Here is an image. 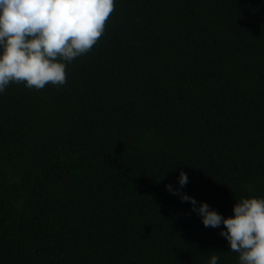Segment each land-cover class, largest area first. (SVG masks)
I'll use <instances>...</instances> for the list:
<instances>
[{
	"label": "trees",
	"instance_id": "trees-1",
	"mask_svg": "<svg viewBox=\"0 0 264 264\" xmlns=\"http://www.w3.org/2000/svg\"><path fill=\"white\" fill-rule=\"evenodd\" d=\"M181 171L264 197V0H114L65 84L0 93V264H238Z\"/></svg>",
	"mask_w": 264,
	"mask_h": 264
},
{
	"label": "clouds",
	"instance_id": "clouds-1",
	"mask_svg": "<svg viewBox=\"0 0 264 264\" xmlns=\"http://www.w3.org/2000/svg\"><path fill=\"white\" fill-rule=\"evenodd\" d=\"M114 0H0V93L12 83L28 89L66 83V67L88 53L104 33ZM166 185L172 195L191 205L205 227L221 228L219 235L238 253V264H264V197H242L225 217L206 202H197L182 189ZM210 255L208 264H219Z\"/></svg>",
	"mask_w": 264,
	"mask_h": 264
}]
</instances>
